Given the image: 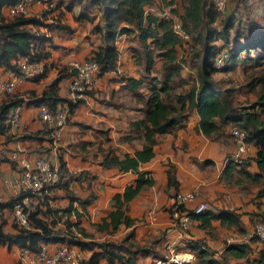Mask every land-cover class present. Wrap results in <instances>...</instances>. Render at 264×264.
Here are the masks:
<instances>
[{"label": "trees", "instance_id": "trees-1", "mask_svg": "<svg viewBox=\"0 0 264 264\" xmlns=\"http://www.w3.org/2000/svg\"><path fill=\"white\" fill-rule=\"evenodd\" d=\"M15 1L17 0H0V66L15 72L17 71L15 60L18 57L41 60L43 63L41 73L27 79L35 80L45 72V59L50 54L46 42L50 40L51 29L67 26L59 18L62 13L61 5L68 10L70 4L77 3L79 7L73 17L76 20H88L91 23L90 31L99 33V42L90 49L88 55L84 56L97 62L99 74L115 68L116 35L131 34L139 43L140 48L136 51L140 52L143 61V73L138 77L121 76L120 80H123V83L129 86L142 101V116L131 123L132 133L122 137L127 139L136 137L141 140V144L131 153L123 152L121 156L115 153L111 146H107L99 159L102 166L114 165L121 170L129 169L135 172V177L131 183L123 187L121 192L113 194L112 207L101 216L100 221L95 222L97 228L110 232L121 223L125 226L133 223V217L126 212L127 202L142 187L153 182L147 170L137 168L138 164L152 156L155 135L173 132L192 109L197 114V128L204 136L219 139L224 135L226 127L238 126L245 133L244 140L253 147V154L246 163H235L230 157H226L221 175L227 179L235 171L236 174L244 175L249 181H262L264 178V25L260 24V21L250 19L248 12L244 14L243 20L239 21L235 15L240 5L227 12L228 0H226L225 10L219 12L211 0H175L178 4L181 25L188 34L187 42H190V48L193 49V43L199 45V49L193 52L197 55L196 75L191 82H188L180 71L182 64L177 58L179 38L171 29L167 18L145 10V5L151 0H58L55 6L59 12L49 16L46 9L41 10L40 16L34 13L7 15L2 12L3 6ZM233 1L235 6L238 4L245 6L247 2V0ZM260 19L264 20V17ZM222 47L226 48L227 57L220 68L234 70L240 66L242 78L238 83L239 88L245 92L252 91L254 94L251 102L245 105L233 101V86L218 87L211 77V73L217 68L213 65L214 55ZM66 66L68 67L67 64ZM66 66L65 64L57 66L55 75L38 92L33 89L17 91L15 88V91L0 98L2 142L7 141L12 134L8 131L6 121V113L12 107H18L23 103L36 106L43 103L53 109L59 103L66 101L69 112L75 104L83 101L82 97L70 98L58 93L59 79L68 72L70 75L73 72V69L65 71ZM50 129L49 126H45L41 133L48 134ZM227 131L229 132V129ZM28 135L38 136L35 132ZM9 154L6 153L7 159L15 162ZM205 160L195 159V162L200 165ZM250 162L254 163V169L248 168ZM56 171L59 178L53 185L58 184L66 188L65 174L68 171L61 157L58 158ZM165 174V183L172 184L176 188L177 181L173 177L171 163H167ZM261 191L262 189L256 194ZM24 194L29 196L34 193L22 189L6 199H0V209L5 207L11 212L12 203L21 199ZM67 194L69 202L62 208L49 207L46 204L48 195L45 193L43 197L38 195L41 199L30 207L24 204L27 224L17 225L12 220L13 231L3 230L4 221L0 218V243L6 245L16 243L18 246L35 250L40 241H64L75 244L81 249L91 250L87 257L80 259L79 264H100L101 258L107 264H145L140 257L147 255L152 258L149 261L151 264L154 259L163 255V241L166 239L163 238L162 232L159 237L150 239L153 241L152 244L131 240L132 229L127 230L117 239H86L89 233L78 225L80 212L71 206V200L76 197L71 193ZM43 204H46L45 207ZM71 210L75 215L74 221L67 217ZM62 215H64L62 223L65 229L59 231L54 228V224ZM190 215L192 219L197 220V225L206 234L213 226L211 220H217L225 226H235L243 233L248 228L240 219V213L232 208L211 209L206 206L198 212H190ZM71 227L79 235L75 234ZM254 239L261 241L262 246L258 254L252 257V261L248 262L247 259L245 264H264V239L255 236L248 240L240 239L226 243L223 252L216 251L217 254H221L219 257L212 254L203 236L186 237L181 247L186 248L185 250L191 252L196 259L173 264H229L222 256L223 253L230 252L236 256H244ZM174 245L176 250H181L180 245ZM231 264L240 263L235 260Z\"/></svg>", "mask_w": 264, "mask_h": 264}, {"label": "crops", "instance_id": "crops-1", "mask_svg": "<svg viewBox=\"0 0 264 264\" xmlns=\"http://www.w3.org/2000/svg\"><path fill=\"white\" fill-rule=\"evenodd\" d=\"M162 1L151 0L145 5V10L156 13ZM260 1L253 0L249 3L252 11L247 12L258 18V20L254 19L255 21H260V24L264 25V20L260 19L264 17V0ZM70 5L68 10L62 5L60 7L62 9L60 21L67 26L53 28L50 31V40L46 42L50 54L45 59V72L35 80L20 81L16 85L17 91L33 89L38 92L55 75L57 66L61 64L66 66L69 59H79L88 55L90 49L99 42V33L90 31L91 23L88 20H76L73 17L79 5L77 3ZM41 10L44 9L40 8L39 3L34 2L29 13L40 15ZM58 12L59 9L55 6L48 10V16L56 15ZM114 40L117 48L115 68L100 74V87L95 92L81 96L83 101L73 106L62 126L51 128L48 134H42V128L47 125L38 118L36 105L23 103L18 106L19 122L16 129L5 142H2L0 136V158L4 157L0 160V199H6L11 195L4 180L15 176L18 173V166L14 161L7 159L6 153L16 150L19 155L26 158L43 154L55 166L58 165L59 157L63 159L68 171L65 174L66 188L52 184L38 194L29 195L24 200V204L30 207L41 199L38 195L43 197L45 193L48 195L46 204L49 207L62 208L69 202L67 193L75 195L76 199L71 200V206L80 212L78 225L89 233L86 239H117L129 229H132L131 237L139 243L152 244L150 237L152 235L154 237L158 231L162 232L164 239L171 240L176 245H181L186 237H204V230L197 225V220L194 218L187 232H181L169 222L165 200L167 194L175 189L195 188L196 201L203 200L211 209L232 208L240 212V219L245 223L246 214L254 208V205L240 195L235 187L223 186L217 177L231 146L229 143L204 136L197 128V114L192 109L173 132L155 135L152 156L138 164L137 168L147 170L153 182L142 187L127 202L126 212L133 217V223L130 226L121 223L110 232L95 226V222L100 221L101 216L112 207L113 194L121 192L123 187L131 183L135 177V172L129 169L121 170L114 165L102 166L99 159L107 146H111L114 152L121 156L123 152L131 153L141 144V140L136 137L128 139L122 137L132 133L131 123L142 116V101L129 86L123 83V80H120L121 76L138 77L143 73V61L140 52L136 51L140 46L131 34L120 33ZM155 65H158V61ZM68 70L66 66L65 71ZM9 74L10 70L0 66V78ZM69 77L68 72L58 81V93L62 96H69L67 90ZM3 95L0 90V98ZM33 132L38 136L28 135ZM195 159L199 161L207 159V161L198 165ZM167 163L172 165L173 177L177 181L176 188L172 184L165 183ZM253 164L250 162L248 168L254 169ZM244 202H246L245 209ZM46 204H43V207ZM63 217L64 215L54 224V228L59 231L65 229L62 223ZM67 217L74 221L75 215L72 210ZM0 218L4 221L3 230H14L10 209L1 208ZM211 223L217 224V220H211ZM70 229L76 231L73 227ZM75 234L79 235L76 232ZM204 238L209 242L207 236ZM45 242L52 245L55 241ZM18 248L16 243L9 245L0 243V264H20L17 259ZM78 249L83 258L91 251L86 248L78 247ZM151 259L148 255L140 257L145 264ZM100 264L107 263L101 258Z\"/></svg>", "mask_w": 264, "mask_h": 264}, {"label": "built area", "instance_id": "built-area-1", "mask_svg": "<svg viewBox=\"0 0 264 264\" xmlns=\"http://www.w3.org/2000/svg\"><path fill=\"white\" fill-rule=\"evenodd\" d=\"M58 0H17L10 5L2 7V12L7 15L17 13L28 14L34 2L39 3L40 8L50 10L55 7ZM214 7L222 12L225 10L226 0H211ZM156 13L167 18L170 27L179 38V43L187 42L188 34L183 29L179 16L178 4L175 0H163ZM40 16V15H39ZM226 48H220L213 58V65L220 67L226 62ZM17 71H10L9 75L0 78V90L3 94H10L16 85L27 78H31L43 70L41 60H30L27 57H18L15 60ZM69 69H73L68 81V94L70 98L81 97L86 93L95 92L100 87V74L98 73L97 62L89 57L79 59H69L67 61ZM37 116L50 128L56 129L62 126L68 116L67 102L59 103L55 108L50 109L47 105L40 103L36 106ZM18 107H12L6 113L8 131L14 132L18 125ZM229 134L232 138V146L228 157L235 163H246L252 156V146L244 140L245 133L238 126L229 127ZM18 166V173L12 178H6V185L10 194H16L20 190H27L29 193H38L46 186L58 181L56 166L43 155L36 154L31 158L19 155L16 150L9 154ZM197 190L176 189L166 196L165 208L168 212L169 222L181 232H187L192 222L190 212H198L206 207L203 200L195 199ZM24 194L21 199L15 200L11 207L12 220L17 225H26V209L23 207ZM190 201H193L190 205ZM255 236L264 239V220L254 224L246 230L240 239L248 240ZM164 252L161 257L154 259L153 264L180 263L192 258V254L186 250H176L173 241H163ZM82 258L80 251L74 244L67 242H57L49 245L45 241L38 242L35 250H30L24 246H19L17 259L20 264H79Z\"/></svg>", "mask_w": 264, "mask_h": 264}, {"label": "rangeland", "instance_id": "rangeland-1", "mask_svg": "<svg viewBox=\"0 0 264 264\" xmlns=\"http://www.w3.org/2000/svg\"><path fill=\"white\" fill-rule=\"evenodd\" d=\"M253 0H247L246 5L243 6V4H238L234 5L233 0H228L227 2V12L230 9H236V7L239 8L237 9V13L235 15L236 18L239 19V21L243 20V16L247 11H252V8L249 6V3H251ZM261 2L260 0H258ZM248 17L250 19H256L258 20L257 17H254L253 15L248 13ZM219 20V19H218ZM219 42L218 40H216ZM191 44L190 42H183L179 43L177 46V58L181 62V69L180 71L182 74L186 77L188 82H191L192 79L195 78L196 72L195 68L197 67V55H194V51H197L199 49V45L196 43H193V49L190 48ZM211 77L213 78L215 84L218 87H226V86H233L232 90V98L233 101L239 105H245L249 102H251L252 98L254 97V94L252 91L245 92L243 89L239 88L238 83H240L242 74H241V67L239 66L237 69L230 70V69H221L220 67H217L212 73ZM15 91V90H14ZM229 127L225 128L224 135L220 137L218 140L223 141L225 143H229L230 146H232V138L227 130ZM229 152L226 153V157H228ZM224 158V160H225ZM223 167V166H222ZM210 170V169H209ZM222 168L220 169L218 173V180L222 183L223 186L226 187H235L236 190L240 193V195L244 196L247 201H250L253 205L254 208H251L248 213L246 214L245 218V224L247 230L253 226L256 223H259L260 221L264 220V178L262 181L259 182H252L249 181L248 178H246L244 175L241 173L236 174L234 171L233 175L230 177H226L225 179L223 175H221ZM218 182V181H217ZM261 193L256 194L257 191L261 190ZM246 201V202H247ZM246 202H244L243 206L244 209L246 208ZM243 209V208H242ZM241 209V210H242ZM240 213V212H239ZM192 225V224H191ZM212 228L209 233L206 234L204 237H208V241L206 242V246L212 251V254L216 257H219L221 255L217 254V250L222 251V249L225 247L226 243L231 242L233 240L239 241L240 238L243 235V232H239V230L235 226H225L220 224L217 221V224H212ZM195 226V225H194ZM160 236V231L156 232L154 234L155 237ZM201 236H198L200 238ZM132 240H136L134 237H131ZM153 238V235L150 237V239ZM137 242V241H135ZM3 244V243H1ZM250 248L246 251V254L244 256H236L231 254L230 252H226L225 254L223 253L224 259L231 264L233 261H238L240 264H245V262L252 261V257L256 256L259 252L260 247L262 246L261 241L257 240H252L250 242ZM181 247V245H180ZM186 248H182L181 250H185ZM223 252V251H222ZM196 257L192 255V258L190 260H195ZM154 262V261H153ZM153 262L151 264H153ZM149 264V261L147 262ZM163 264H173V263H163ZM198 264H203V263H198Z\"/></svg>", "mask_w": 264, "mask_h": 264}]
</instances>
